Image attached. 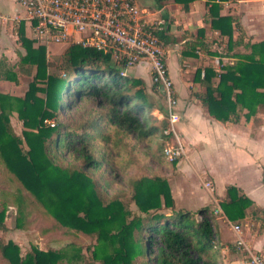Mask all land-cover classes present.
Wrapping results in <instances>:
<instances>
[{
  "label": "trees",
  "instance_id": "16d2710c",
  "mask_svg": "<svg viewBox=\"0 0 264 264\" xmlns=\"http://www.w3.org/2000/svg\"><path fill=\"white\" fill-rule=\"evenodd\" d=\"M173 1L187 10L192 0ZM205 1L208 7L203 21L219 35H226V50L239 46L242 50H234L237 59L232 64L203 65L202 77L201 67L196 69L201 86L197 97L219 120L238 121L248 103L253 104L255 118L256 109L264 110V38L253 42L246 39L236 15L219 14L223 0ZM233 29L235 35L231 34ZM167 30L165 20L155 33L168 41ZM16 34L25 49L18 54L19 71L31 75V80L23 95L14 96L17 115L25 127L21 137L0 107V163L4 168L0 172L6 170L0 173V196L14 207L13 226L27 229L37 225L38 216H48L59 227L97 236L103 234L102 225L92 227L95 219L91 214L104 212L113 204L120 208V229L131 244L130 251H121L125 260L119 264H222L209 205L194 211L175 208L163 177L127 176L128 198L142 212L131 214L124 206L126 193L122 187H114L117 178L138 162V154L125 141L130 135L144 140L158 134L159 149L151 152L149 159L165 160L161 149L167 136L161 128L166 121L157 118L159 125L149 122L154 118L153 108L164 111V107L147 99L142 80L123 73L97 49L69 43L57 59L50 60L43 44L33 45L19 27ZM183 42L182 55H195L197 49L210 53L202 26ZM1 79L18 81L4 56H0ZM2 95L0 91V99ZM72 108L74 112H70ZM49 119H53L52 125ZM109 149L115 154L111 158L107 157ZM64 153L76 161L66 162ZM221 202L224 213L232 219L245 213L264 218V209L254 206L234 185L225 186ZM3 216L4 206H0L1 230L6 228ZM262 227L261 219L256 229ZM223 245L231 257L249 259L235 241ZM90 251L95 257L93 248ZM60 259L58 251L37 247L21 255L15 242L0 238V264H71Z\"/></svg>",
  "mask_w": 264,
  "mask_h": 264
},
{
  "label": "rangeland",
  "instance_id": "374dc122",
  "mask_svg": "<svg viewBox=\"0 0 264 264\" xmlns=\"http://www.w3.org/2000/svg\"><path fill=\"white\" fill-rule=\"evenodd\" d=\"M143 0H136V3L140 7L146 8L145 6H142L141 2ZM195 1V0H194ZM199 1L195 4V6H200L202 10H205L207 12L208 5L206 4L205 0H196ZM141 3V4H140ZM148 3V8L151 10L150 18L152 21H156L158 23H161L166 20V25H168V28L172 27V31L170 35L172 34L175 38L177 43L176 44H164L165 53L167 54V49H177L180 51L181 57L188 56V60L191 63H186L185 67L192 66L196 63V65H206V64H213L214 57L215 56H226L227 57V64H232L237 59L236 56L233 55L234 50L240 49L242 50V47L239 46L238 48H231L226 50V35H219L218 31L211 27L207 21H203L204 24L202 26L203 31V40L206 42L207 49H209L210 53L203 52L200 49H197L195 51V55H182L181 49L184 48V42H180L181 38L184 36H187L189 38H192V35L196 32V28H192L191 30L182 28L183 24L178 23L175 24V17L168 16V9L173 10V6L169 5L164 2V0H151ZM194 3V2H193ZM16 5L18 6L19 10L21 11L20 14H24L23 8L19 6L17 3H14L13 0H0V11L2 12V16L6 17L8 19V22H4L3 18H0V43H3L4 45L7 44V42L13 41V35L9 28V23L11 21V14H12V6ZM145 5V4H144ZM147 8V9H148ZM143 9V8H142ZM219 14H234L237 16L238 20L241 22V24L244 27V32L246 39L253 41H257L259 39L264 38V0H223L222 7H220L218 10ZM9 13V14H7ZM162 15H166L165 20L163 19ZM184 16V15H183ZM208 16V14H207ZM194 19V17H190L189 20ZM173 20L175 22H173ZM157 23V24H158ZM30 32V31H27ZM236 30H231V34L235 35ZM33 42L36 44H43L45 48V56L47 59H57L59 56L58 54L61 52V50L66 46L64 42H44L41 41L38 38H31ZM48 45V47H47ZM6 48L9 49L11 56L9 59L10 65L15 64L17 57L14 53V50H19L16 44L14 42H11L10 45H6ZM19 48L21 51L25 52V49H23L20 45ZM244 51V49H243ZM174 54V53H173ZM166 58V55H165ZM214 58V59H213ZM187 59V58H184ZM213 60V61H212ZM218 67L220 64L217 65ZM141 65L140 63L132 64L130 65L126 70L125 73L128 76L131 77H139L144 85V93L149 101H153L157 104L162 105V95L158 90L152 89V83L150 81V75L149 70H147V73L149 75V82L146 79L145 74L141 72L140 69ZM184 67V66H183ZM168 70V69H167ZM17 74V83H14L12 80H4L0 84V90L2 92V97L0 99V107L1 109L8 115V118L12 124L13 131L15 134H17L19 137L22 136V130L25 128L21 120L19 119L17 112H16V100L14 96H21L23 95L24 91L27 89L28 84L31 80V75L26 73H20L16 69L13 70ZM138 72V73H137ZM193 72V71H192ZM142 73V74H141ZM144 74V75H143ZM169 76L170 80H174V74L172 72V65L169 64ZM152 86V88L150 87ZM173 89V88H172ZM39 94V93H38ZM250 103L246 104V106L241 110L242 113L240 115H243V118L247 117L249 113H251L252 105H249ZM104 107V105H102ZM70 112H74V109H70ZM75 114H77L75 112ZM252 114V113H251ZM148 115V112L146 113ZM151 123L159 125V121L157 117L154 115L151 117L150 121ZM177 124V123H176ZM176 130L177 125L175 126ZM159 129V128H158ZM179 137L182 140L181 134L178 132ZM158 134L154 135L152 138H147L144 140L137 139L133 137L132 135L129 136L128 139H126V143L128 146H133L132 149L138 154V162L133 166L132 168L128 169L125 174L117 178V183L114 187H122L121 189L126 193V198H128L130 191V188L128 185L125 184V178L127 176H140V175H159L163 177L170 189V185L173 183V179L171 180V177L168 175V170L172 165V162H166V159L163 161H154L149 159V155L153 151H157L158 148ZM23 147L25 148V144L23 142ZM97 145V144H96ZM99 145V144H98ZM132 151V152H134ZM113 155H115L110 149L108 150V158H111ZM66 162L74 163L76 161L73 156L68 155L66 153L62 156ZM0 168L2 167V164L0 163ZM4 169V168H3ZM6 171V170H5ZM2 171V172H5ZM0 172V173H2ZM190 178L196 185V188L193 189L196 195L203 196L205 199L210 200V196L207 193V191L200 185L199 186V179L194 171L190 170ZM129 188V190H128ZM173 190V189H172ZM170 189V193L176 194V188L175 190ZM215 192H220L218 188H214ZM193 194L192 199L187 198V196H184L185 198L183 200L177 198V202L180 204L181 202H186L189 205V208H191V211H194L196 208L195 206V197L196 195ZM177 195V194H176ZM125 198V200H126ZM219 202V201H218ZM124 203V201H123ZM212 204V199L209 201V205ZM235 206L238 207L236 203H233ZM0 206H4V216H3V223L5 224L6 228L4 230L0 229V238L3 241L6 240H12L15 242L19 248V253L23 255L27 250L37 247L42 250H56L59 252L60 260L66 262V263H75V264H102V261L109 262V264H119L121 260H125V256L121 253L123 249L130 251L131 244L130 241L123 235L122 230L120 229L121 225V217H120V208L116 205H110L105 208L104 212H96L93 215L91 214L92 218L95 219V222L91 224L92 227L97 226L98 224L102 225L103 234L95 235L94 233L91 234H85L81 231L69 228V227H59L58 224L51 219L50 217H40L38 216L37 222L35 224H32L27 229H19L13 226V212L14 207L10 204H5L4 199L0 196ZM124 206L128 208L131 212V214H139L142 215V212L136 208L133 201L129 200L124 203ZM213 206V204L211 205ZM222 210L224 211V208L222 204H220ZM239 208V207H238ZM168 211V210H167ZM219 213L211 212L209 214L210 221L212 226L215 227L217 224V220L214 216L218 215ZM102 216L100 219H97L99 216ZM234 216V215H233ZM228 217V216H227ZM229 220H232V218L228 217ZM234 222H238L240 225L239 228L242 229V231L245 229L246 226L249 225V220L240 217V220L235 219ZM222 228L224 231L223 237H220V234L217 233L216 244L217 246H220L222 248V244L225 242L231 241V234L228 230V224L223 222ZM253 228V225H252ZM90 248H93V253L95 252L96 256L93 257ZM220 262H223V254L221 256Z\"/></svg>",
  "mask_w": 264,
  "mask_h": 264
},
{
  "label": "crops",
  "instance_id": "0c3cea01",
  "mask_svg": "<svg viewBox=\"0 0 264 264\" xmlns=\"http://www.w3.org/2000/svg\"><path fill=\"white\" fill-rule=\"evenodd\" d=\"M149 1L151 0H143L141 2L142 4H140L147 9V2ZM164 2L173 6L172 11L171 9L167 11L168 16L173 15L175 17L174 20L176 22L173 20L175 24H171V26L176 25L178 22L183 24L182 28L191 30L204 24L203 14L205 10H202L199 5L195 6L199 1H190L187 10H183L180 3L173 0H164ZM14 3L17 2L14 1ZM147 10L149 11V17H151V10L149 8ZM20 12L18 6H12L11 21L8 25L13 35V41L7 42L6 44L10 45L11 42L16 44L19 49L14 50L17 60L15 64L10 65L9 59H11V53L3 43H0V56L5 57L12 70L16 69L18 72L23 73L19 71L18 54L24 53L19 48V45L23 49L24 47L17 38L16 30L18 27L21 28L24 36L29 39L35 37L31 30L32 21L26 17L25 12L23 15ZM1 13L0 11V18L6 20L4 22H8V19L2 16ZM164 16L166 17V15ZM190 17H194V19L189 20ZM171 31L172 27L166 31L168 41L163 40L164 44L166 42L168 44L177 43L176 38L172 34L170 35ZM188 38L184 36L180 42ZM32 44L36 45L33 41ZM167 52V54L165 53L167 71L169 75V64L172 65L174 80L172 81L171 79V83L176 99L175 109L180 114L176 125L178 132L182 136L185 150L182 157L172 161V165L168 170V175L171 177V180L173 179L170 189L175 190L176 188L177 190V195H172L174 207L192 210L189 208L188 203L181 202L179 204L176 199L183 200L185 198L184 196H187L189 199L194 198L193 194L195 192L193 189L196 188V185L190 178V170L194 171L199 179V186L201 185L207 191L213 204V206H211L212 204L209 205L210 200L195 194V208L203 205H209L213 208L215 205H218L222 213L214 216L217 220L215 227L212 226L215 231V237L217 233L220 234V237H223L224 231L222 224L225 222L228 224L227 231H231L230 234L232 233L231 241H234L236 239V233L231 229L229 222H234L233 220L236 218L229 220L220 206L222 197L224 196L225 186L228 184L234 185L252 200L254 206L264 209V110L256 109L254 111L255 118H252L253 114L251 113L245 118L241 114L239 120L236 122L228 119L219 120L215 118L207 111L206 106L197 97L201 86L196 79L197 73L195 71L201 67L199 76L202 77V66L196 65L195 63L189 68L188 66L185 67L186 63H191L188 60V56L181 57L180 51L176 48L167 49ZM214 58V61H212L215 63L211 65L215 67H218V64H227L226 61L228 59L226 56L220 55ZM140 65L141 72L145 74L143 75L146 76L149 82L147 64L141 62ZM214 79L217 80L216 78ZM3 81L4 79H1L0 84ZM166 162L169 161L166 160ZM206 181L209 182V187L204 186V182ZM214 188H218L220 192H215ZM242 218L248 219L249 225L243 231L240 228L241 240L250 251L257 252L262 256V264H264V218H261L260 215L257 218H251L247 213ZM238 219L240 220V218ZM261 219L263 227L258 231L256 228ZM223 247L220 249V252L223 254L225 264H250L249 259L245 260L238 257H231L227 248ZM246 255L248 256L247 252Z\"/></svg>",
  "mask_w": 264,
  "mask_h": 264
},
{
  "label": "built area",
  "instance_id": "2783aa9c",
  "mask_svg": "<svg viewBox=\"0 0 264 264\" xmlns=\"http://www.w3.org/2000/svg\"><path fill=\"white\" fill-rule=\"evenodd\" d=\"M32 21V33L44 42L77 43L107 55L111 64L122 72L132 64L145 62L150 81L162 95L164 111L157 107L152 113L166 124L161 132L167 136L161 152L169 161L184 155V145L176 130L180 114L168 75L163 41L156 35L158 22L136 0H14ZM158 23V24H157ZM53 124V119L48 120ZM204 186L209 187L208 181ZM214 213H222L218 205ZM236 233L235 246L245 250L250 264H262V256L250 251L241 240L238 223L229 222ZM223 247V246H222ZM223 248H226L225 246Z\"/></svg>",
  "mask_w": 264,
  "mask_h": 264
}]
</instances>
